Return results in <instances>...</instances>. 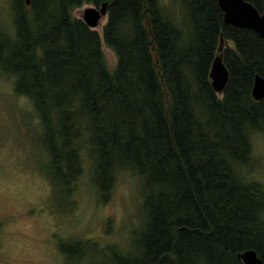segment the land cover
<instances>
[{"label": "trees", "instance_id": "16d2710c", "mask_svg": "<svg viewBox=\"0 0 264 264\" xmlns=\"http://www.w3.org/2000/svg\"><path fill=\"white\" fill-rule=\"evenodd\" d=\"M176 1L181 27L159 0H16V36L0 34V70L32 100L59 188L73 190L87 154L105 197L123 168L144 178L148 222L137 253H113L111 264H243L247 250L264 262V190L242 174L250 134L264 132V99L252 95L264 39L226 25L217 0ZM246 1L264 13V0ZM104 2L114 72L99 33L72 16ZM222 35L230 80L219 98L209 75ZM76 244L61 247L69 262L85 253Z\"/></svg>", "mask_w": 264, "mask_h": 264}, {"label": "rangeland", "instance_id": "374dc122", "mask_svg": "<svg viewBox=\"0 0 264 264\" xmlns=\"http://www.w3.org/2000/svg\"><path fill=\"white\" fill-rule=\"evenodd\" d=\"M159 2L165 16L181 27L184 6L176 0ZM15 5L16 0H0V34L8 38L16 36ZM90 7L95 4L75 8L73 18L82 19ZM108 18L96 31L114 72L118 57L103 39ZM227 45L235 49L232 42ZM15 84L14 76L0 70V264H111L113 253L135 255L137 235L148 222L144 178L123 168L105 197L87 154L84 175L73 190L59 188L51 177L39 115L32 100L16 92ZM250 139L252 156L242 174L264 190V132L251 133ZM76 243L87 244L85 253L80 261L69 262L61 247Z\"/></svg>", "mask_w": 264, "mask_h": 264}, {"label": "water", "instance_id": "95a60500", "mask_svg": "<svg viewBox=\"0 0 264 264\" xmlns=\"http://www.w3.org/2000/svg\"><path fill=\"white\" fill-rule=\"evenodd\" d=\"M224 16V23L238 28L255 31L264 39V13H261L252 3L246 0H217ZM30 5V0H26ZM108 2L102 3L99 7H90L84 11L82 20L92 30L96 31L101 20L108 16ZM225 40L222 35L217 55L214 58L210 80L214 92L222 95L229 83L230 74L224 62ZM253 98L256 101L264 99V77L257 75L252 89ZM243 264H264L263 260L254 250H247L239 254Z\"/></svg>", "mask_w": 264, "mask_h": 264}]
</instances>
